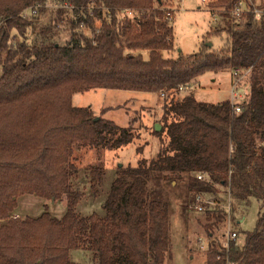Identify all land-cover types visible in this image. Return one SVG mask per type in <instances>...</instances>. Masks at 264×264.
Listing matches in <instances>:
<instances>
[{
    "label": "trees",
    "instance_id": "16d2710c",
    "mask_svg": "<svg viewBox=\"0 0 264 264\" xmlns=\"http://www.w3.org/2000/svg\"><path fill=\"white\" fill-rule=\"evenodd\" d=\"M47 1L0 0V264H81L70 259L75 249L88 252L91 264H166L170 194L180 183L206 195L227 187L239 204L255 198V227L237 230L228 249L215 237L225 209L202 213L206 237H215L205 264H264V19L252 13L257 0H209L223 12L224 42L210 50L203 42L218 30L209 29L198 51L176 56L174 10L164 0H52L54 8ZM238 1L244 11L236 22L230 12ZM235 68L251 69L240 112L228 99H175L179 86ZM95 88L166 94L154 130L161 145L155 157L118 168L104 216H81L73 148L113 150L135 137L131 124L119 127L72 104L74 93ZM90 176L99 182L102 169ZM25 194L64 198L65 212L14 216Z\"/></svg>",
    "mask_w": 264,
    "mask_h": 264
},
{
    "label": "rangeland",
    "instance_id": "374dc122",
    "mask_svg": "<svg viewBox=\"0 0 264 264\" xmlns=\"http://www.w3.org/2000/svg\"><path fill=\"white\" fill-rule=\"evenodd\" d=\"M257 2L264 3V0H257ZM164 3L174 10L172 26L175 50L171 55L176 56L179 52L191 54L198 51L202 45L203 36L209 29H216L218 33L212 35L207 41L211 45H208L206 41L203 43L207 44L210 50H217L222 45L226 37L225 32L220 31L224 26L223 12L221 9L212 10L208 5L209 0H164ZM46 6L54 8L52 0H48ZM214 11L219 17L214 14ZM231 72L204 74L191 83L189 89L178 91L175 99L192 93L199 101L217 103L228 99L239 103L249 92L248 75L240 80L233 95L231 88L234 78ZM165 97L166 94L161 92L147 93L109 88L89 89L72 95V104L75 106H89L94 115L112 120L119 127L131 124L135 136L134 140L126 146L113 150L81 145L73 148L71 161L77 166L78 173L72 177V184L83 190V197L76 206V212L79 215L89 216L96 213L104 216L103 204L118 168L128 164L135 166L141 158L149 160L156 156L161 141L154 130L161 129V106ZM93 168L102 169V178L99 182L92 180L90 176V170ZM193 193L180 183L170 194L171 247L166 264H205V248L200 247V240L205 241L207 238L203 226L206 220L203 214L194 211L191 205ZM206 196L216 199L220 204L226 203L228 198H231V208H234V212L231 213L232 228L243 231L253 230L260 210V205L255 198H251L247 204H239L231 196L228 188L222 186L219 187L218 193ZM17 203L18 206L13 215L18 217H37L43 211H47L52 216L60 218L66 209L64 198L54 201L25 194L17 199ZM240 218L241 221H239ZM226 228L227 226L224 225L216 233V237L220 236ZM70 259L81 264H91L90 254L80 249L72 250Z\"/></svg>",
    "mask_w": 264,
    "mask_h": 264
},
{
    "label": "built area",
    "instance_id": "2783aa9c",
    "mask_svg": "<svg viewBox=\"0 0 264 264\" xmlns=\"http://www.w3.org/2000/svg\"><path fill=\"white\" fill-rule=\"evenodd\" d=\"M202 1H207V0H202ZM244 11V2L243 1H238L235 5V7L231 10L230 15L233 21H238L241 17L242 12ZM30 13L29 9H25L23 11V16H26ZM252 13L254 14V18L257 22H259L260 20L264 19V9L260 8L258 6V2L252 4ZM250 68L247 69H241V68H235L232 70V76L234 78V82L232 84V88H231V93L233 95H235V89L238 86V83L240 82V80L249 74L250 72ZM190 85L189 84H184L178 87V91H182V90H186L189 89ZM232 106H233V110L235 112H240L241 111V104L238 102H231ZM198 178H204V174L199 173L197 175ZM229 191V189H228ZM192 207L194 209V211L198 212V213H203L206 211V209L208 208H218L221 207L223 209H225L226 211V216H225V225L227 226L226 230L223 231L220 236H215L216 238H218L220 240V242L222 243V245L224 247H226L228 249L229 243L231 240L236 239L237 237V229H235L234 227L232 228V218H231V213H230V209H231V198H228V200L226 201V203L224 204H220L219 201H217L216 199H210L209 197L206 196V193H197L194 192L192 195ZM213 237V238H215ZM213 238H206L205 241H201L200 240V247L201 248H206L207 245L209 244V242L213 239ZM205 246V247H204ZM226 264H234V262L229 261L227 259Z\"/></svg>",
    "mask_w": 264,
    "mask_h": 264
},
{
    "label": "crops",
    "instance_id": "0c3cea01",
    "mask_svg": "<svg viewBox=\"0 0 264 264\" xmlns=\"http://www.w3.org/2000/svg\"><path fill=\"white\" fill-rule=\"evenodd\" d=\"M214 14L217 15V13L214 11ZM218 16V15H217ZM219 17V16H218ZM212 79H215V78H212ZM238 220V219H237ZM242 219L240 218L239 221H241Z\"/></svg>",
    "mask_w": 264,
    "mask_h": 264
},
{
    "label": "water",
    "instance_id": "95a60500",
    "mask_svg": "<svg viewBox=\"0 0 264 264\" xmlns=\"http://www.w3.org/2000/svg\"><path fill=\"white\" fill-rule=\"evenodd\" d=\"M207 44H208V45H211V43H210V42H207ZM95 119H97V117H96ZM157 126H159V125L157 124Z\"/></svg>",
    "mask_w": 264,
    "mask_h": 264
}]
</instances>
